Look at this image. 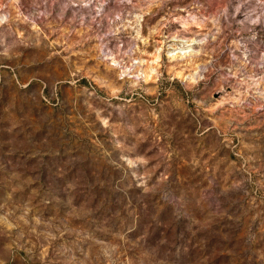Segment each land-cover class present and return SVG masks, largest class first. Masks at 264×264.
Here are the masks:
<instances>
[{"label": "clouds", "instance_id": "1", "mask_svg": "<svg viewBox=\"0 0 264 264\" xmlns=\"http://www.w3.org/2000/svg\"><path fill=\"white\" fill-rule=\"evenodd\" d=\"M0 82V264H264V0H0Z\"/></svg>", "mask_w": 264, "mask_h": 264}, {"label": "rangeland", "instance_id": "2", "mask_svg": "<svg viewBox=\"0 0 264 264\" xmlns=\"http://www.w3.org/2000/svg\"><path fill=\"white\" fill-rule=\"evenodd\" d=\"M81 83L84 82L81 81ZM43 103L38 89L30 88L26 92L18 90L14 83L0 82V158L3 157L6 146L14 145L17 138L23 136L29 126L33 131L36 129L37 122L33 117V110H39ZM67 122V117L62 112L57 121L58 127ZM15 125H21V127H15ZM81 146L77 144V147ZM17 163L23 165L22 161Z\"/></svg>", "mask_w": 264, "mask_h": 264}]
</instances>
